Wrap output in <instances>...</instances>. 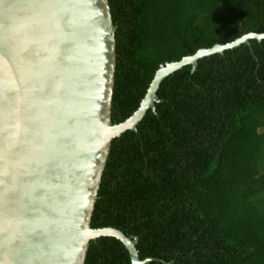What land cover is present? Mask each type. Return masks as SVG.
I'll return each mask as SVG.
<instances>
[{
    "label": "trees",
    "instance_id": "obj_1",
    "mask_svg": "<svg viewBox=\"0 0 264 264\" xmlns=\"http://www.w3.org/2000/svg\"><path fill=\"white\" fill-rule=\"evenodd\" d=\"M113 122L141 105L162 64L264 33V0H110ZM166 77L156 110L112 142L92 224L137 236L147 264H264V39ZM86 264H132L114 236Z\"/></svg>",
    "mask_w": 264,
    "mask_h": 264
},
{
    "label": "water",
    "instance_id": "obj_2",
    "mask_svg": "<svg viewBox=\"0 0 264 264\" xmlns=\"http://www.w3.org/2000/svg\"><path fill=\"white\" fill-rule=\"evenodd\" d=\"M117 26L110 0H0V264H86L114 236L93 226L112 142L156 110L163 80L200 58L264 39L249 33L162 64L135 113L113 122Z\"/></svg>",
    "mask_w": 264,
    "mask_h": 264
}]
</instances>
